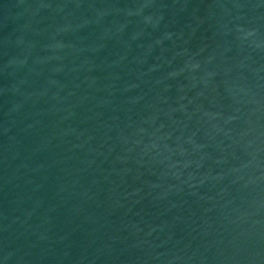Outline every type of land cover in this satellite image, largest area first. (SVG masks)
Segmentation results:
<instances>
[{
    "label": "water",
    "instance_id": "1",
    "mask_svg": "<svg viewBox=\"0 0 264 264\" xmlns=\"http://www.w3.org/2000/svg\"><path fill=\"white\" fill-rule=\"evenodd\" d=\"M0 264H264V0H0Z\"/></svg>",
    "mask_w": 264,
    "mask_h": 264
}]
</instances>
